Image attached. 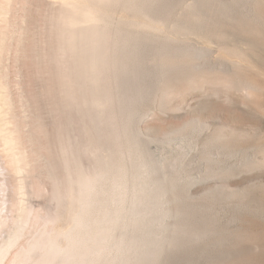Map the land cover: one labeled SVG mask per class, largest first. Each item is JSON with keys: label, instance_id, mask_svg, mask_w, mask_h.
<instances>
[{"label": "rangeland", "instance_id": "1", "mask_svg": "<svg viewBox=\"0 0 264 264\" xmlns=\"http://www.w3.org/2000/svg\"><path fill=\"white\" fill-rule=\"evenodd\" d=\"M109 1L99 6L105 16L51 0H10L3 10L0 85L28 164L3 171L11 200L0 243L16 240L0 264H32L44 252L37 236L69 222L75 164L91 176L93 212L110 219L111 251L99 264H124L113 248L123 238L142 257L125 264H264V0H155L139 10ZM60 7L74 14L68 40L56 29ZM97 17L129 52L103 81L88 23ZM60 72L72 77L74 101Z\"/></svg>", "mask_w": 264, "mask_h": 264}, {"label": "bare ground", "instance_id": "2", "mask_svg": "<svg viewBox=\"0 0 264 264\" xmlns=\"http://www.w3.org/2000/svg\"><path fill=\"white\" fill-rule=\"evenodd\" d=\"M9 1L10 0H0V20L6 19V18H3L5 16H7L4 13L5 12L4 9H5L6 6L9 5ZM112 1H116L117 3H121V4L124 3L125 5L124 4L123 5L124 6H128L129 9L135 10L136 8H138V10H139V8L141 9V7L144 4L151 5V3H153L152 1H155V0H112ZM107 2H110V1L109 0H51L50 4H51V6L52 5H56V6H86L88 10H90V11H100L101 14H104V16H105V13H104L105 12V10H104L105 8H103V7L100 8L99 6H103L104 4L106 5ZM147 5H145V6H147ZM93 6H98V7H93ZM106 6H108V5H106ZM138 6H141V7H138ZM212 7H213V5H212ZM3 10H4V12H3ZM204 11H206V10H204ZM54 16L56 18V21H58V22H56V26H57L56 29H57V31L59 33V37L60 36H61V38L65 37V39H67L66 37L71 36V33H72L71 27H73L72 25L74 23L73 22L74 14H73L72 10L68 9V8H65V7H60L59 9H57L55 11ZM89 20L90 21L88 23L93 21L92 24L96 27V29L92 30L89 33H92V36H94V38H96V40H97V43H96L95 46L99 50L98 51L99 55H97L95 57L94 63L99 66L100 69L98 68L99 71L96 72V73L99 74L97 76H100L101 81H103L105 76H106V71L108 69H109V72H110V70L112 68L116 69L118 67L117 66L118 64L119 65H120V63H121V65L125 64V59H126L125 55L127 53L128 47L124 44L126 42H124V43L122 42V41H124V39L123 40L121 39L122 40L121 41V40H119V38H117L118 34H116V30H114V28L112 29V27L109 26L108 23H106L105 18L101 19V18L97 17L95 19H89ZM87 21H88V19H87ZM85 24H87L86 21H85ZM2 39H3V37H2ZM2 43H3V41H1V43H0V54L3 51L2 49L5 47L4 46L2 48V46H3ZM130 44H132V43L130 42ZM130 46H132V45H130ZM126 47H127V49H126ZM63 48L64 47H62V51H64ZM64 53H65V51H64ZM115 53H117V54L120 53V54L118 56ZM128 53H127V56L129 55ZM121 54H123L124 57H122ZM114 55H115V57H114ZM64 56L65 55L63 54L62 57H64ZM86 56H87V54H86ZM116 56H118L119 59L121 57V59H120L121 61L117 60ZM130 56H131V54H130ZM89 58L90 57H88L87 59H89ZM91 59H92V57H91ZM67 62H68V59H67ZM60 63L62 64V62H60ZM65 63H66V61H65ZM65 63H63V64H65ZM66 64H68V63H66ZM112 64H113L114 67H111V69L108 68ZM93 66H94V64H93ZM0 68H1V66H0ZM59 70H61V69H59ZM60 73H61L60 74V77H61V84L60 85H61L62 91L64 92L65 97H68L69 101L70 100L74 101V94L72 92L73 91V89H72L73 88V85H72L73 80H72V77L70 76V75H72L71 71L69 73L70 75L68 74V72H67V74L62 73V72H60ZM110 73H112V71ZM114 73H115V71H114ZM114 73H113V75H114ZM110 78H111V76H110ZM122 78H124V77H122ZM1 80H2V78H1ZM101 81H100V83H101ZM2 82H3V80H2ZM254 84H256V83H254ZM3 85H5V84H1L0 85V237L5 232V230L3 231V229H2L3 227L2 226H4V224H5L6 220H7V217L5 215H3V212L5 211V205L11 200L10 199V194L8 193V195H6L7 190L10 189V184L8 183V180L6 178L7 177V173L13 171V173H15V174H22L23 171L25 170L24 166L28 164L27 158H24V154L23 153L21 154V152L17 150L16 129H15L14 125H13L11 111H10V103H9L10 102V96L8 95L9 92H5L4 91L5 90L4 87L6 85L5 86H3ZM249 86H251V85H249ZM101 88H102L101 91L103 92L102 102H103L104 105L107 106L110 103V99H112V98L110 97V95L108 93L109 89L106 90L105 83L101 85ZM63 92H62V94H63ZM105 92H107L106 95L104 94ZM100 105H101V103H100ZM71 146H72V148H74L75 147V142ZM46 164H47V162H46ZM42 166H44V163H43ZM50 167H51V164H50ZM50 167H47V168H49L48 169L49 172L47 174L50 173ZM47 168H44V172L46 171L45 169H47ZM84 169L85 168L81 167V165H79V164H75V165H73L71 167L72 174L74 175L75 185L72 186V188H71V202L68 203L67 212L62 215V218L67 219L65 221L69 220L68 223L67 222L65 223L66 225L67 224L68 225L67 226L64 225L65 228L64 227L63 228L62 227H60V228L56 227L51 232L44 233V234L42 233L40 236H37V238L40 237L42 239L39 238L40 240H38L36 243H34L33 247L41 246L44 249V252L42 253V255L40 257H35V258L33 257L34 260H33L32 264H99V261H100L101 257L103 255L107 254V253H110L111 249H109L110 247L108 248V243H109L108 241H109V239H110V237L112 235L110 236V234H108L109 233L108 232L109 229L107 228V223L110 221V219L108 218V215L105 212V210H97V211H95L96 213L93 212V209L94 208L96 209L95 202H94L93 196H92L93 183L91 181L90 174L88 172H86V170H84ZM3 171H7V173H4ZM48 176H50V175H48ZM51 176H53V174ZM102 177L104 178V176H102ZM53 180H55V179H53ZM95 180H97V179H95ZM17 181H19L17 183V185H16V187L18 189V194L22 195L23 192H24V184L21 182L22 178L20 177V179L17 180ZM99 181H100V179H99ZM99 181H97V183ZM117 181L119 182V185H118L119 187L118 188L122 187V189H124L125 186H126L125 182H124L125 181L124 177H122V175H121V177H119V179ZM94 193H95V191H94ZM101 194L104 195V192L101 193ZM142 194L143 193H141L139 195L142 196ZM143 196L141 197V199L143 198ZM18 203L22 204L23 203V199L22 198H18ZM74 203H76V205ZM118 207H119L118 209H120V210L123 209L120 205ZM17 208L19 209V206ZM9 211H10V208L7 207L6 208V212L8 213ZM136 212H139V211H136ZM140 213H141V211H140ZM135 214H138V213H135ZM115 218L116 217H114V222H115ZM121 220H122V217H121ZM111 221H113V219H111ZM135 226H136V224H135ZM114 227L115 226L113 225L112 228L111 227H109V228H111V231H112L114 229ZM15 229L16 228H14V230ZM14 230H13L12 233H14ZM111 231H110V233H111ZM10 234L8 236H6L4 238V240L0 243V251L5 249V248H7L9 245L11 246L12 242H14V240H16L15 237L14 236H10ZM15 236H16V234H15ZM17 237H19V236L17 235ZM11 239H12V242L10 243L9 241ZM132 239H129L127 241V240H124V238H123V239L117 240L115 242V245H113V248H115V250H118V251H120V253H122L121 254L122 258H120V256H119L120 261L123 260V261L127 262L130 259H135L136 262H137V261H139L142 258V257L136 256V255L133 254L134 253L133 252V250H134L133 247H134V244H136V242L133 244L134 241H131ZM135 239L137 241V238H135ZM113 248H112V251L114 250ZM22 252L23 253L21 255L18 254V256L21 259V260L18 259V261H20V262L23 261V260L28 259L26 255L31 256L30 255L31 250L22 251ZM115 252H117V251H115ZM24 256H26V259H23ZM117 258L115 257V260ZM57 260H59V263L56 262ZM115 260L113 258V260H111L110 264H117V262H116L117 260L116 261ZM120 261H119V263H120ZM125 262H124V264H125ZM16 263H17V261H16ZM106 263H108V262H106ZM17 264H19V263H17ZM20 264H23V262L20 263Z\"/></svg>", "mask_w": 264, "mask_h": 264}]
</instances>
